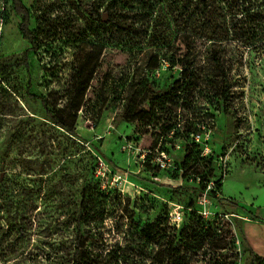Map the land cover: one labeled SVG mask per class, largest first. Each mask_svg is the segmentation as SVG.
Here are the masks:
<instances>
[{
    "label": "rangeland",
    "instance_id": "obj_1",
    "mask_svg": "<svg viewBox=\"0 0 264 264\" xmlns=\"http://www.w3.org/2000/svg\"><path fill=\"white\" fill-rule=\"evenodd\" d=\"M20 2L29 11L39 48L32 50L22 38V19L0 0V264L22 261L27 253L40 261L48 244L71 237L78 224L84 237L102 234L108 240L119 239L117 229L125 231L131 221L164 217L179 228L190 203L205 221L219 222L220 238L232 241L221 253L250 264L239 231L251 226L252 236H264V45L249 44L256 29L239 6L214 0L202 20L193 5L187 16L178 0H157L147 24L153 43L122 52L139 38L123 33L122 44L105 42L72 136L47 121L38 97L48 95L51 102L54 92L61 93L72 68L98 41L68 43L67 25L76 38L84 21L67 0ZM72 3L77 7L76 0ZM150 56L179 64L167 69L162 63L149 80L155 87L179 80L181 66L191 73L190 83L198 77L209 84L223 81L226 102L219 111L215 104L203 105L214 126L197 139L205 159L197 170L201 176L215 183L219 168L227 169L221 189L201 191L176 169L184 143L161 141L152 130L123 121L122 87L147 76ZM192 97L196 108L204 101L196 93ZM14 132L16 141L9 146ZM146 154L150 161L144 163ZM258 250L264 252V245Z\"/></svg>",
    "mask_w": 264,
    "mask_h": 264
},
{
    "label": "trees",
    "instance_id": "obj_2",
    "mask_svg": "<svg viewBox=\"0 0 264 264\" xmlns=\"http://www.w3.org/2000/svg\"><path fill=\"white\" fill-rule=\"evenodd\" d=\"M5 1L11 4L13 11L22 19L19 27L22 38L32 50H37L39 42L35 31L29 28L31 18L29 11L20 0ZM67 1L70 7L72 6V10L81 12L80 16L84 21L78 29L79 34L76 38H71L72 26L67 25L68 43L85 44L90 39L98 42L92 45L90 53L85 56L82 64L72 68L66 88L61 93L54 92L55 98L51 102L48 101V95L40 96L38 100L44 109L47 121L73 136L78 113L85 105L84 98L103 56L105 42L122 44L123 33L139 38L135 45L120 48L122 52H134L136 48L141 51L145 42L153 43L154 36L148 35L147 24L150 22L157 0H76L77 7L71 5L72 0ZM178 1L181 3V10L187 12V16L194 12L193 5L199 8L201 19L206 20L214 0ZM231 1L235 2L244 13L245 21L256 29L252 31L249 44L264 45V27L261 28L264 26V0ZM130 16L135 19L128 22ZM149 47L153 46L149 45ZM23 62L26 63V60ZM162 63L167 64V69L179 65L174 61H167L164 57L158 61L154 56H150L146 66L147 76L140 77L136 82L129 81L122 87L127 99L123 121L137 124L147 132L152 130V135L160 138L161 141L167 140L170 144L184 143L179 169L183 171L184 178L201 177L199 187L204 191L206 180L197 170L202 163L204 164L205 159L201 158L194 137L201 136L203 129L214 126L213 115L208 114L206 106L215 104V110L219 111V107L225 104L223 81L209 84L206 77L202 79L198 77L195 84L190 83L191 73L185 66H181L179 80L155 87L149 80ZM195 93L200 100H204L197 108L191 103ZM209 96L215 101H211ZM59 102L63 105L57 108ZM205 104L206 106H203ZM17 134L14 132L10 137L9 146L15 143ZM214 188V190L221 189L220 180L215 182ZM188 210L190 213L179 228L169 226L164 217H157L153 222L131 221L125 231L117 229L116 235L121 237L112 240H108L102 234L97 237H84L77 223L75 234L58 243L48 244V254L40 258V261L27 253L24 261L17 260L14 264H24V262L27 264H37V262L39 264H237L238 258L234 253L230 255L221 253L231 248L232 241L229 244L220 238L219 222L205 221L198 216L192 203L188 206ZM100 215L102 216L101 213ZM81 216L85 218L87 215L83 213ZM17 231L19 236H23L21 225L17 226ZM239 233L251 255L250 264H264V259L255 255L249 248L243 232L239 231Z\"/></svg>",
    "mask_w": 264,
    "mask_h": 264
},
{
    "label": "built area",
    "instance_id": "obj_3",
    "mask_svg": "<svg viewBox=\"0 0 264 264\" xmlns=\"http://www.w3.org/2000/svg\"><path fill=\"white\" fill-rule=\"evenodd\" d=\"M198 137L199 136H195L194 137V142L197 144V139H198ZM177 149H179L180 148V146H177L176 147ZM184 151V150H183ZM149 155H150V153H148ZM148 154H146V155H144V159H143V161H144V163H147V162H149L150 160H148L150 157H149V155ZM164 154H166V152H164V151H161V155H162V157H164ZM151 156V155H150ZM201 158H203L202 157V153H201ZM161 168H163V165H161ZM177 170H180L179 169V167L178 168H176ZM226 167L224 166V167H220L219 168V172H218V176H219V178L217 179V181L218 180H220L221 178H223V177H226ZM180 171H182V170H180ZM189 178H191V182L193 181L197 186H199V184H200V182H201V177H198V176H196V177H189ZM205 189L207 188V190H210V191H215L214 189V184L215 183H213V181L212 180H209V181H205ZM205 191V190H204ZM204 220H205V218H204V215H200Z\"/></svg>",
    "mask_w": 264,
    "mask_h": 264
},
{
    "label": "crops",
    "instance_id": "obj_4",
    "mask_svg": "<svg viewBox=\"0 0 264 264\" xmlns=\"http://www.w3.org/2000/svg\"><path fill=\"white\" fill-rule=\"evenodd\" d=\"M250 229H251V226L248 227L249 231L248 230L245 231L246 229H244V232H243L244 239L246 243L248 244L249 248L252 250V252L255 255L264 259V252L258 250L259 245H264V236H260V237L252 236L253 234L251 233Z\"/></svg>",
    "mask_w": 264,
    "mask_h": 264
}]
</instances>
